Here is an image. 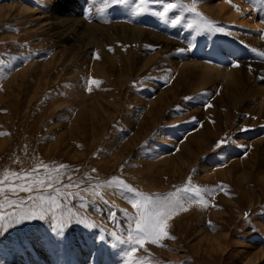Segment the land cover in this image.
<instances>
[{
    "label": "rangeland",
    "instance_id": "rangeland-1",
    "mask_svg": "<svg viewBox=\"0 0 264 264\" xmlns=\"http://www.w3.org/2000/svg\"><path fill=\"white\" fill-rule=\"evenodd\" d=\"M192 1L180 0L183 6ZM176 2L136 0L127 7L105 0H0V179L6 171L38 169L45 179L54 170L61 174L51 189L5 193L24 200L25 207L38 203L29 196L56 195L59 207L44 220L0 230V264H13L21 244L22 250L32 245L39 251L36 240L45 237L68 256L85 241L125 264L127 245L96 239L100 233L126 238L124 211L136 213L133 193L110 184L113 177L148 195L177 193L182 206L168 221L169 237L175 238L146 241L131 264H264V111L245 108L249 83L232 106L225 98L219 102L227 94L219 82L197 89L182 73L184 60L211 67L221 61L227 72L235 65L263 70L264 25L216 22L224 31L207 34L185 26L208 20L199 10L173 9L169 19L182 20L175 27L152 14ZM67 6L78 19L72 22L80 24H72L79 41L74 32L70 38L56 34L73 30L62 14V20L53 15ZM142 7L148 10L133 14ZM141 30L176 45L159 49ZM263 76L258 73L264 84ZM186 184L215 191L197 197L182 191ZM0 211H20V205ZM68 217L97 227L72 224L63 235L54 231L56 218Z\"/></svg>",
    "mask_w": 264,
    "mask_h": 264
},
{
    "label": "snow or ice",
    "instance_id": "snow-or-ice-1",
    "mask_svg": "<svg viewBox=\"0 0 264 264\" xmlns=\"http://www.w3.org/2000/svg\"><path fill=\"white\" fill-rule=\"evenodd\" d=\"M106 4H116V5H125L127 7H131L136 3V0H105ZM141 5L147 3V0H139ZM251 3H264V0H250ZM184 7L185 11L196 12L195 6H183L180 0H177L176 3H165L162 5V10L155 11L152 14L158 17L162 21H167L173 27L182 23L181 17L176 16L174 19H169V14L173 9ZM146 7H142L140 9H133V14H139L141 11H147ZM239 10V9H237ZM200 14L197 13V16ZM188 28H197L199 32L212 34V33H220L223 32L224 29L221 27H217L215 22L209 20H196L191 23L185 25ZM195 47V45H192ZM191 50L189 49H179V51ZM264 56V53H261ZM97 58H99L97 56ZM238 66V65H235ZM92 83L99 84V81H92ZM186 99H195L194 97H187ZM211 107V104H208ZM229 141H221L217 142L215 145L216 149L222 150V145L227 144ZM43 168L48 169V165H41ZM66 165H59L60 169L65 168ZM56 171V175H48L47 178H41L38 172V169H32L30 172L25 174H18L15 172L8 173L5 172L2 179H0V196H4V199L0 201V209H2L5 205H20V211L14 212H2L0 211V230L7 229L13 225L20 224L24 221L31 220H44L49 218L48 214L53 211L54 208L59 207L57 196L56 195H44L38 194L37 196H29L28 200L38 203H31L29 206L25 207L24 200H13L8 199L5 195L6 192H25L32 193L38 189L42 188H53V180L59 181L60 173L58 170ZM9 176L14 177L15 179L12 182H9ZM16 181H20L17 183ZM118 184L121 188L125 189L129 193H133V196L129 199L131 200L132 207L136 209L135 215L128 213L126 210L124 211V215L127 218L128 227H127V237L123 238L122 236H117L115 233H108L105 235L104 233H100L96 236L97 241L105 242L109 238L113 241V246L118 247L119 245H127V248L122 252V256L126 258L125 264H131V258L137 252L138 248H143L145 246V242H151L153 244L159 243L165 238H175L169 237V233L167 231L168 221L171 219V213L178 205L177 200L175 199L177 193H167L166 195L154 194L148 195L143 192H139L130 185H127L123 180H120L118 177H113L111 183ZM67 187H71L68 185ZM182 191L188 194L195 193L197 197L200 196L202 192H211L215 191V189L208 188H194L190 184H186L183 186ZM55 192L59 195H79V193H62L60 189H55ZM192 197L189 196V199ZM182 207V206H181ZM114 219V214L111 217ZM72 224H83L85 228H93L95 229L97 226L95 224L89 225L85 222V219H74L72 217L68 218H56V222L54 224V231L63 235L65 230ZM134 225V227H133Z\"/></svg>",
    "mask_w": 264,
    "mask_h": 264
},
{
    "label": "bare ground",
    "instance_id": "bare-ground-1",
    "mask_svg": "<svg viewBox=\"0 0 264 264\" xmlns=\"http://www.w3.org/2000/svg\"><path fill=\"white\" fill-rule=\"evenodd\" d=\"M245 1L249 3H246ZM245 1L244 0H241V1L230 0L229 2H226L224 0H194L191 3H189V6L194 5L196 10H199L200 14L203 17L215 23L218 22L223 25H226V24L227 25H234V24L247 25L254 29L256 27H262L264 25V3L254 4V3H251L250 0H245ZM244 9L246 12H243ZM70 11H71L70 8L67 6L66 10H63V11L56 10L53 15L55 19H59V17L61 19L63 15V19H64L63 21L66 22L68 20L69 22L68 24H70L69 27L71 26L70 28L73 29V28L78 27L79 29L80 24L78 25L77 24L78 22L77 23L75 22L78 19L75 18L74 16L71 17V15H69L71 14ZM64 12H68V14L65 15ZM66 16H69L72 19H65ZM73 19L75 21L72 22ZM72 24L74 26L76 25V27H73ZM80 28H82V25ZM78 29L77 30L73 29L71 31L67 29L68 31L67 32L65 31L66 34H62L64 32L62 33L56 32V34L57 36L61 38H70L69 35L74 32L77 34V37L73 35V39L77 38L78 40L79 38ZM84 30H85V27H84ZM129 32L131 34L136 33L135 29L133 28L129 29ZM141 32L144 34L146 31L141 30ZM146 34L149 38L153 36V34L149 32H146ZM154 37L156 38H150L149 40L153 42L152 44L157 45L159 49H162L163 47L164 49L168 48L169 50L171 48L173 49V47H175L176 45L173 42L168 41L167 39L158 38L159 36L157 37L154 35ZM149 40L147 42H149ZM237 53L238 52H233L232 56L233 57L238 56ZM211 54L213 55L212 52ZM212 55H209V56L211 57ZM192 62L184 60V62L182 63V67L184 68L182 70V73L185 75L184 78L186 80H189V79L192 80L191 86H194V87L196 86L195 88L198 89V88H204L207 86L210 87V84H214V82H217V83L219 82V84L222 85V87L220 86V88H222V91L227 92V94H224L220 97L219 102H221V99L225 98L224 101L230 102L233 106V105L239 104L240 102L239 95H240L241 89H244V86H245L244 83H246V85L249 83L251 85L247 87L248 89L245 87L246 88L245 97H247V101L244 103L245 108L252 109L253 107H256L255 110L258 111V114L264 111V84L260 82L258 79V73H260L261 75L264 74V69L263 70L258 69L259 72H257V69L253 71V70L247 69L248 67L245 68V67L235 66L233 67V69H230L229 72H227L223 70L224 68L221 66L222 64L221 61L216 67H211L206 64H202V62L201 63H194V61ZM262 68H264L263 65H262ZM260 70L262 71L260 72ZM253 72H254V76L252 75ZM198 140L202 142L200 139ZM210 160L212 159H209L208 161H206L205 164L212 162ZM36 242L40 244L39 251H36L35 249H33L34 247L32 245L29 246L28 249L22 250L24 247V244H21L19 251H16V253L18 252V254H17L16 259H14L13 264H119L118 256L116 253H113L112 256L106 257L104 255V251L99 250V249L93 250L92 249L93 245L85 241L78 243V244L76 243L77 245L72 250V254L70 256L66 254L64 249L60 250L59 246L56 243L48 240L47 237L43 239L39 238L36 240ZM59 251H60L61 256H59Z\"/></svg>",
    "mask_w": 264,
    "mask_h": 264
}]
</instances>
